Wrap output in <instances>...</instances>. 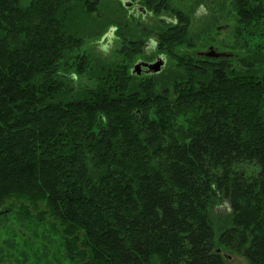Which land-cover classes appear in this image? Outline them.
Wrapping results in <instances>:
<instances>
[{
	"label": "trees",
	"instance_id": "obj_1",
	"mask_svg": "<svg viewBox=\"0 0 264 264\" xmlns=\"http://www.w3.org/2000/svg\"><path fill=\"white\" fill-rule=\"evenodd\" d=\"M169 2L142 6L175 16L154 50L178 70L143 78L130 64L144 28L125 62L81 52L126 21L98 14L100 0H0V207L51 223L72 264H264V56L239 70L179 55L191 19ZM234 5L238 34L264 37V0ZM83 74L95 83L78 89Z\"/></svg>",
	"mask_w": 264,
	"mask_h": 264
},
{
	"label": "rangeland",
	"instance_id": "obj_2",
	"mask_svg": "<svg viewBox=\"0 0 264 264\" xmlns=\"http://www.w3.org/2000/svg\"><path fill=\"white\" fill-rule=\"evenodd\" d=\"M20 1L22 5H28L31 0ZM100 1V8L96 11L98 14L101 13L104 18L112 17L111 20L123 14L127 22L122 19V26H119L117 30H109L110 24L100 36L87 38L82 45L81 52L108 62H125L124 54L121 52L125 39H129V36L134 34L138 35L144 28L146 53L141 57L142 59H155L158 55V52L154 50L157 44L156 32L166 24H173L176 21L172 12L156 15L147 11L145 15H142L137 13L134 7L124 10L122 7L124 2H121L123 0ZM131 1L140 5L144 4V0ZM169 7L183 10L191 19L188 37L194 45L192 47L186 44L178 46L176 53L179 55L211 58L205 56L204 52L214 47L216 51L224 53V56L212 59L228 60L239 70L244 68L248 56L255 54L264 56V49L261 50L264 46L262 35L238 34L239 20L234 0H170ZM129 31L132 35L128 34ZM165 57L166 68L164 69L167 73L173 70L176 72L178 61L170 55ZM137 60L139 59L130 64L131 70ZM254 66L258 75L264 73V62L255 63ZM71 72L70 70L68 74L70 75ZM135 76L148 77L146 74ZM90 83H95L93 79H90V74H83L75 79L74 86L79 89ZM230 211V206L226 201L220 203L216 208L217 218L220 220L226 217ZM224 255H226L227 264H249L244 257L238 254L225 253ZM0 264L72 263L67 258L65 240L61 232L51 223L35 220L30 212L17 204L12 210H9L8 206L0 207Z\"/></svg>",
	"mask_w": 264,
	"mask_h": 264
},
{
	"label": "water",
	"instance_id": "obj_3",
	"mask_svg": "<svg viewBox=\"0 0 264 264\" xmlns=\"http://www.w3.org/2000/svg\"><path fill=\"white\" fill-rule=\"evenodd\" d=\"M125 7H135L137 9V13H141L142 15H145L147 10L145 7H143L140 4H135L131 0H124L123 1ZM204 55L211 58H220L224 56V53L218 52L215 50L214 47L210 48L208 51L204 52ZM166 57L164 55H160L157 57V60L155 62L149 63L145 61H139L137 62L133 68L132 73L135 75H155L161 73L165 66H166Z\"/></svg>",
	"mask_w": 264,
	"mask_h": 264
},
{
	"label": "flooded vegetation",
	"instance_id": "obj_4",
	"mask_svg": "<svg viewBox=\"0 0 264 264\" xmlns=\"http://www.w3.org/2000/svg\"><path fill=\"white\" fill-rule=\"evenodd\" d=\"M135 4H136V2H134ZM135 8V7H134ZM136 10V9H135ZM160 55H162V54H159L158 53V55L155 57V59H153V58H149V59H139V60H137L136 62H135V64L137 63V62H139V61H145V62H149V63H152V62H155L156 60H157V57L158 56H160ZM144 75V74H143Z\"/></svg>",
	"mask_w": 264,
	"mask_h": 264
},
{
	"label": "bare ground",
	"instance_id": "obj_5",
	"mask_svg": "<svg viewBox=\"0 0 264 264\" xmlns=\"http://www.w3.org/2000/svg\"><path fill=\"white\" fill-rule=\"evenodd\" d=\"M204 52V51H203Z\"/></svg>",
	"mask_w": 264,
	"mask_h": 264
}]
</instances>
